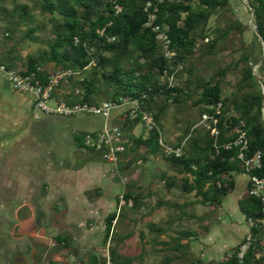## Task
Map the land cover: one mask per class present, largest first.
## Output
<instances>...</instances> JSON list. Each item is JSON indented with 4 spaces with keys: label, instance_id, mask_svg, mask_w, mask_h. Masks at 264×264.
<instances>
[{
    "label": "trees",
    "instance_id": "obj_1",
    "mask_svg": "<svg viewBox=\"0 0 264 264\" xmlns=\"http://www.w3.org/2000/svg\"><path fill=\"white\" fill-rule=\"evenodd\" d=\"M248 1L257 30H253L250 42L242 36L248 25L234 19L223 26L219 20V13L229 9L230 0H10L11 8L0 4V35L4 39L0 45V65L6 70L33 74V78L44 83L52 74L66 72L54 95L61 94L68 103L138 99L140 107L152 115L155 126L146 131V137H131V143L124 144L125 149L118 154L117 169L124 176V172L131 170L125 165L127 157L144 147L152 155H159L168 170L174 172L161 174L168 190L177 187L183 195L193 191L197 203L212 211L233 189V173L246 172L264 178V102L261 85L252 71V66L258 64L256 73L264 83V0ZM36 11L42 17L38 22ZM149 12L156 15L154 23L166 28L168 48L174 52L170 57L165 56L152 28L145 25ZM212 17L216 19L214 26L210 24ZM21 26L27 28L17 35ZM234 31L239 34V48L229 38ZM36 32H43L42 36ZM25 39L44 47L18 64L14 48ZM227 48L233 53L241 51L219 64L218 55ZM229 73L235 81L231 91L225 93L223 87ZM172 105L179 113L190 107L199 112L197 119L183 125L175 143L162 138L163 121ZM205 113L217 119V139L210 129L197 124ZM137 123L143 124L141 115L130 119L127 111L114 124L124 131ZM238 127L246 134L245 155L255 151L261 154V167L249 172L238 157L239 145L234 144ZM86 133L75 135L79 147L84 148L82 138ZM160 138L172 147L184 143L181 154H166L159 144ZM85 149L101 157L99 152ZM176 175L180 176L179 183ZM123 186L122 198L131 204L118 207L119 195L116 197L118 211L104 218V244L111 239L119 243L129 237L131 232L114 233L115 222L119 216L126 217L129 211L144 205V187L137 178L128 177ZM249 187L248 181L239 208L246 222L253 220L249 227L253 240L241 260L238 252L243 239L218 261L195 257L190 242L197 235L196 228L183 227L182 223L187 215L183 210L186 203L158 198L156 207L180 210L166 220L146 224L153 234L152 251L166 253L160 264H264L262 201L249 193ZM95 193L100 190L88 195ZM176 219L179 223L175 224ZM164 233L168 240L159 239ZM56 239L66 245L61 237ZM108 259L110 264H131L135 256L123 255L116 245H111ZM105 260L90 254L88 262L80 260L77 264H106Z\"/></svg>",
    "mask_w": 264,
    "mask_h": 264
},
{
    "label": "crops",
    "instance_id": "obj_2",
    "mask_svg": "<svg viewBox=\"0 0 264 264\" xmlns=\"http://www.w3.org/2000/svg\"><path fill=\"white\" fill-rule=\"evenodd\" d=\"M0 73L2 77L6 78L2 72ZM9 87L10 90H3L0 81V132H6V136L9 139L1 147L2 149H0V163L3 161L7 162V157L16 155L17 151L13 152V148L20 146V139L23 140L24 137L25 139L21 142L22 145L25 142H30L31 146L34 147L33 144L36 141V143H39L45 149L51 147L53 158L48 156L45 160L43 159L40 164V170H37V173L36 171L25 173V178L28 181L33 178L41 179L39 186L35 185L33 187V184H28V181L20 185L17 184L19 174L11 171V182L7 185L0 186V193L4 190V194L7 195L6 197L0 198V209H8L14 212L15 218H11L10 223H12L13 230L18 228V231H16L17 235L14 234V231L11 234L9 233L10 240L11 238L13 239V241H9L11 244L9 246V248L11 247L10 253L14 254V251L21 253L25 264H43L48 262V256L44 261H36L33 243L37 241L47 243L52 239L57 241V236L61 237L65 241V244L72 240V235L64 233L62 231L63 229L61 230L57 217H53L54 220L51 221L52 217L48 214V211L65 210L68 212H78L79 216H84V222L80 218L77 224L76 222L73 224L70 223V227H80L82 229V227H89L88 218L92 220L99 212L106 211L103 215L104 220L107 214L116 210L117 201L114 199V196L123 188V185L116 184L115 180L120 179L122 174L120 171H117L116 175L112 163L101 157H95L85 148L76 145L75 135L96 131L104 125L114 124L125 113L128 104L123 103L113 107L107 117L87 113H76L70 116L41 114L37 119L32 116L35 120L27 124L24 123L23 125L25 109L29 108L32 114L31 98L27 94L16 92L12 89L10 83ZM54 117L63 119L64 121L71 120L73 127L64 130L66 133L60 134L59 138L55 139L49 145L47 141L46 143L43 142L40 136L41 132H44L46 127L50 126L51 120ZM124 134L125 143L128 144L131 143V137H146L145 128L142 123H137L130 130H126ZM35 135L37 140L34 139ZM19 136L23 138H19ZM174 136L176 135L174 134ZM171 137L173 135H167L164 126L162 129V138L167 142L175 143L179 136H176L174 140H171ZM82 149L86 152L83 153ZM33 151L32 149L30 154ZM45 153L49 152L45 151ZM133 156H135L134 153L128 156L127 160L133 158ZM32 160L30 158L29 162L32 163ZM161 163H163V159L159 155H152L144 147H140L136 151V161L133 158V162H131L133 164L132 167L136 166L137 169L136 176L133 178L138 179L139 183L147 190V194H150V184L153 178L161 180L164 183L161 179V174L167 171ZM158 166L161 169L159 172H156ZM171 172H167V174H174V172ZM248 177L249 175L246 172L233 173L234 187L227 194L229 198H226V195L221 205L208 213L196 212L200 203H197V198L194 196L193 191L185 194L188 199L183 201L186 203L183 210L187 214L184 219L187 222H196V225H193L191 229L196 228L197 235L191 237L190 242V248L195 257L205 261H218L225 254H228L249 231V226L239 208V200L246 193ZM179 178L180 176L177 178V183L180 182ZM96 189L100 190V193H95L90 197L88 193ZM22 192H24V195L19 198L18 195ZM166 192L167 194L172 193L176 198L184 197L177 187H173L170 190L166 188ZM162 198L164 200L174 201L167 196ZM145 201L146 199L140 209L146 207ZM4 206L5 208H3ZM188 207L190 210H185ZM154 208L160 209L165 208V206L159 208L154 206ZM66 218L70 221L73 219L70 214H67ZM176 223H179L178 219L175 220ZM1 224L2 222H0V261L3 259L2 264H12V256H9L10 254L7 256L2 252L3 235L1 233ZM262 232V242L264 244V229ZM84 234L87 235L85 232ZM20 237H26L27 239L24 242L26 246L24 251L22 250L23 246H17ZM50 245L54 246L55 244L50 242Z\"/></svg>",
    "mask_w": 264,
    "mask_h": 264
},
{
    "label": "rangeland",
    "instance_id": "obj_3",
    "mask_svg": "<svg viewBox=\"0 0 264 264\" xmlns=\"http://www.w3.org/2000/svg\"><path fill=\"white\" fill-rule=\"evenodd\" d=\"M0 4L7 8H11L12 4L10 0H1ZM220 15V21L221 24L224 26L230 21L234 19H238L242 24L248 25L249 27H245L242 36L245 42H250L253 35V28L251 24L249 23L250 15L249 10L246 6V3L244 0H230L229 9L227 11H223L219 13ZM35 20L38 22L39 20H42L41 15L36 11L35 13ZM210 24L214 26L216 24L215 17H212L210 20ZM27 27L21 26L19 27V30L17 32V35L21 34ZM235 33L230 35L229 38L233 40V43H235V46L239 48L240 43L238 40L239 34ZM43 33V32H42ZM41 32H36L39 36H42ZM1 42H4L3 37L0 35V45ZM44 45H42L39 42H31L30 40L25 39L22 43L16 45L14 48V55L17 59V63H23L26 61V57L28 54L36 52V50L43 48ZM241 50L237 49L234 53L230 52V48H227L224 51H221L218 56L221 57L219 64L225 63L235 56H237L240 53ZM254 68L255 65H253ZM256 72V69H255ZM3 78V79H2ZM0 81L1 85L3 86V90H10L9 82L7 81V77H2L0 73ZM235 78L234 76L229 73L226 77V83L223 87L224 92L228 93L232 89V84L234 83ZM28 96V95H27ZM47 104L51 107L55 106L54 100L47 101ZM199 116V112L196 107H190L185 108V110L182 113H179L176 108L172 105L168 108L167 115L164 118L163 125L165 126L166 134L167 135H173L171 137V140L176 139V136H180L182 134L183 125L187 121H192L193 119H197ZM32 114L30 112L29 108L25 109V117L23 118V125L24 123H29L30 121H34ZM16 121V120H15ZM3 124H5L3 122ZM5 126V125H4ZM65 126V127H64ZM73 127V123L71 120L64 121L60 118H52L50 126L46 127L44 132H41V140L47 144L51 145L55 139H58L60 134L64 133V130H67L68 128ZM146 132V129H145ZM66 133V132H65ZM124 133H126V130L123 131V137ZM174 134L176 136H174ZM30 137V136H28ZM19 138H23L20 137ZM25 139V137H24ZM23 139V140H24ZM30 139V138H29ZM37 140V137L35 135V138ZM0 140H1V147L5 145L9 141V139L6 136V132L1 131L0 132ZM21 140V141H20ZM18 142L20 146H17L16 148H13V152L17 151L16 155H13L12 157H7V162L3 161L0 163V186L7 185L11 182L10 179V172H16L19 174L17 178V184H23L24 182H27L28 180L25 178V173L31 171H39L40 170V164L42 163V160L46 159V157L52 156V149L50 148H44L42 145H39V143L33 144L34 147L31 146L30 142H25L24 145L21 144L23 142L22 139H20ZM34 150L32 154L31 151ZM49 152V153H45ZM82 152L85 153L86 151L82 149ZM45 154V155H44ZM136 157V153H134ZM32 156V157H31ZM4 158V157H3ZM32 158L33 162L30 163L29 160ZM38 164V165H37ZM162 166L165 167L167 172H171L168 170L167 165L163 161ZM133 164H131L129 167H132ZM38 166V167H36ZM118 166V164H117ZM117 166H114V173L117 175ZM33 168V170H32ZM161 169L160 166H158V169L156 172H159ZM30 170V171H29ZM137 169L136 166L132 167L131 170L128 172H124V176L118 180H115L116 184H122L124 185V182L128 179V177L133 178L136 176ZM172 173V172H171ZM36 176V175H35ZM177 177L179 175H176ZM41 179L33 178L29 179L28 184H33V187L35 185L39 186ZM119 188H121L120 185H118ZM5 188V187H3ZM2 190V189H1ZM124 190V186L118 193L115 194L114 199L116 200V197L122 193ZM24 192L18 195L19 198L23 197L22 195ZM144 194L146 196L145 201V208L137 209L133 211H129L127 213L126 217H118L117 221L115 222V228L114 233L116 235H124L128 232H131V235L129 237H125L121 242L117 243L115 240H108L107 243H103V227H104V220L103 215L106 211L99 212L94 216L91 220V218H88V223L90 224L89 227H85L87 229L82 227H70V223L77 224V221L81 218L84 222V216H79L78 212L72 211L68 212L65 210H52L48 211V214H50L51 221H53V217H57L58 223L60 224L61 230L64 231V233L72 235V240H70L69 243L66 245L61 244L60 242H57L56 240L52 239L51 241L45 242H35L33 243L34 247V256L35 260L38 261H44V259L48 256V262L50 260H53L55 264H77L80 260L84 262L89 261L90 254H98L101 258H105V262L110 263V260L108 259V252H109V246L116 245L117 250L119 253L127 256H135V260L131 264H160L161 260L163 259L165 252H153L152 251V243L151 238L153 234L149 231L147 227L148 222H159L161 220H166L170 216L176 215L180 213L179 209H173V208H154L155 202L160 197H169L171 200L177 201L178 203H182L185 199L187 200V195L184 197H174L172 193L167 194L166 192V186L161 180L152 179V183L150 184V194H147V190L144 189ZM7 195L4 194V190L0 193V198L6 197ZM226 198H229V195H227ZM5 208V206L3 207ZM198 210L196 212H209L211 211L209 206H205L200 203V205L197 207ZM118 211V208L116 209ZM185 210L189 211V207L185 208ZM195 211V210H194ZM108 212V211H107ZM111 212V211H109ZM67 214L72 215L73 219L70 221L68 218H66ZM15 218L14 212L6 209H0V222L1 224V233L3 235L2 237V243L3 248L2 252L5 255L12 256L11 257V263L12 264H25L23 255L19 252L14 251V254L11 252V245L10 242L13 241V239L9 238V233L11 232L17 235L16 231L17 229L12 228V223H10V219ZM242 219V218H241ZM243 221V219H242ZM82 222V223H83ZM175 223V222H174ZM183 227L190 228L193 225H196L195 221L193 222H187L185 219L182 221ZM175 225V224H174ZM77 226V225H76ZM91 227V229H89ZM78 230V231H77ZM87 233V235L84 234ZM169 232V231H168ZM15 235V236H16ZM12 236V235H11ZM160 240H168L169 237L167 234H161L159 237ZM10 241V242H9ZM27 241L26 237H20L18 239V247L23 246L22 250L24 251L26 249V246L24 245V242ZM50 242H53L55 244L54 246L50 245ZM14 243V242H13ZM12 243V245H13ZM15 245V244H14ZM161 247V245H156V248ZM10 250V251H9ZM47 259V258H46ZM3 259H1L0 263H3ZM46 261V260H45ZM47 263V262H46ZM169 264H181L177 262H171Z\"/></svg>",
    "mask_w": 264,
    "mask_h": 264
},
{
    "label": "built area",
    "instance_id": "obj_4",
    "mask_svg": "<svg viewBox=\"0 0 264 264\" xmlns=\"http://www.w3.org/2000/svg\"><path fill=\"white\" fill-rule=\"evenodd\" d=\"M155 17L156 15L154 12H149L145 25L152 28V30L155 32L156 39L158 42H160L163 48L165 56L170 57L174 54V52L168 48L170 42L169 36L165 27L154 23ZM0 72H2L3 75L7 77L12 89H14L16 92L30 96L32 101V116L36 119L39 118L41 114H61L70 116L76 113H87L107 117L113 107L127 103L128 108L125 112L128 111L130 119L140 114L142 117L143 126L145 127L146 131L152 129L155 126L152 115L140 107V102L138 99L120 97L119 101L117 102L104 100L99 103H68L61 97V94L54 95L55 87L66 74L64 71H58L52 74L45 83L33 78V74H22L14 70H6L3 65H0ZM51 99L55 101L54 107H51L47 104V101ZM218 106H220V103ZM216 123L217 119L213 115L205 113L201 116V119L197 124L202 125L206 129H210L212 135L215 137V139H217L219 130L216 127ZM236 131L238 132V135L234 141V144L239 145L238 157L242 160L245 170L249 172L250 170L261 167L260 152L255 151L254 153L246 156L245 150L247 148V140L245 131L240 127H238ZM82 143L84 148L93 149L96 152H99L104 160L112 163L115 167L118 164V154L125 149L123 130H121V128L115 124L104 125L102 128L96 131L87 132L82 138ZM159 144L163 147V151L166 154L173 153L175 156H179L184 143L177 147H172L167 145L165 142H163L162 138H160ZM229 145L230 144L226 146ZM248 178V181L250 182L249 193L251 195L260 197L262 201V212L264 213V178L257 177L256 175H249ZM119 199L118 207L121 205L131 204L130 201L126 203L121 194L119 195ZM247 224L250 227L253 224V220L248 219ZM262 224L264 225V219ZM252 240L253 236L249 230L244 235L243 241L240 243V249L238 252V258L240 260L250 247Z\"/></svg>",
    "mask_w": 264,
    "mask_h": 264
},
{
    "label": "water",
    "instance_id": "obj_5",
    "mask_svg": "<svg viewBox=\"0 0 264 264\" xmlns=\"http://www.w3.org/2000/svg\"><path fill=\"white\" fill-rule=\"evenodd\" d=\"M244 2L246 3V5L248 6V9H249V15H250V19H249V23L251 24L253 30L257 33V30H256V27L255 25H253L252 23V6L250 5L249 1L248 0H244ZM264 54V53H263ZM258 64L255 65V67H257ZM255 69L253 66H252V71H253V74L254 76L257 78L258 82L260 83L261 85V88H262V103L264 102V83L262 81V78L255 72ZM262 114H263V118H264V108L262 107ZM131 162H133V158H130L128 160H126V167H129V165L131 164Z\"/></svg>",
    "mask_w": 264,
    "mask_h": 264
}]
</instances>
